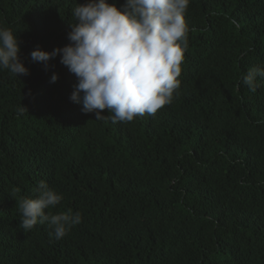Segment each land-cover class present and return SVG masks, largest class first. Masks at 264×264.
<instances>
[{"label":"trees","instance_id":"1","mask_svg":"<svg viewBox=\"0 0 264 264\" xmlns=\"http://www.w3.org/2000/svg\"><path fill=\"white\" fill-rule=\"evenodd\" d=\"M86 2L0 0L29 69L0 70V264H264V78L241 82L264 67V0H190L172 103L116 123L70 100L59 54L30 56L69 44ZM40 181L63 196L53 214L82 217L59 240L19 226Z\"/></svg>","mask_w":264,"mask_h":264},{"label":"clouds","instance_id":"2","mask_svg":"<svg viewBox=\"0 0 264 264\" xmlns=\"http://www.w3.org/2000/svg\"><path fill=\"white\" fill-rule=\"evenodd\" d=\"M190 0H124L118 8L108 0H87L73 8L75 23L67 35L69 44L51 52L39 47L31 51L34 62H48L58 54L60 62L77 78L70 100L82 104L85 114L95 120L110 118L113 123L153 115L171 104L180 87L181 63L187 50L188 27L185 12ZM17 33L0 28V70L13 76L28 75L19 57ZM264 78V67H254L241 82L255 92L256 78ZM58 75L53 73L50 82ZM82 93V95H81ZM178 94V93H177ZM107 109L110 116L101 114ZM27 109L21 106L18 114ZM35 198L19 203L20 228L29 231L37 224L51 229L59 240L81 223L79 212L50 210L63 200L62 194L40 181Z\"/></svg>","mask_w":264,"mask_h":264}]
</instances>
